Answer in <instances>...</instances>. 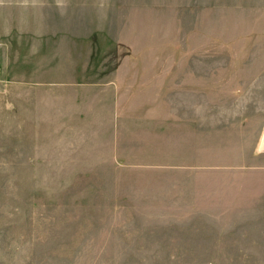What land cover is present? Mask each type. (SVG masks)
Returning a JSON list of instances; mask_svg holds the SVG:
<instances>
[{
	"label": "rangeland",
	"instance_id": "1",
	"mask_svg": "<svg viewBox=\"0 0 264 264\" xmlns=\"http://www.w3.org/2000/svg\"><path fill=\"white\" fill-rule=\"evenodd\" d=\"M263 209L264 0H0V264H264Z\"/></svg>",
	"mask_w": 264,
	"mask_h": 264
},
{
	"label": "crops",
	"instance_id": "2",
	"mask_svg": "<svg viewBox=\"0 0 264 264\" xmlns=\"http://www.w3.org/2000/svg\"><path fill=\"white\" fill-rule=\"evenodd\" d=\"M263 211H264V209H263ZM263 216H264V215H263ZM257 223H258V222H257ZM257 223H256V224H257Z\"/></svg>",
	"mask_w": 264,
	"mask_h": 264
}]
</instances>
